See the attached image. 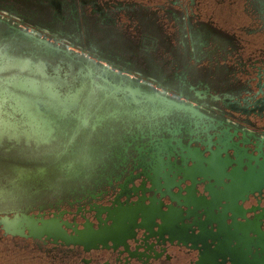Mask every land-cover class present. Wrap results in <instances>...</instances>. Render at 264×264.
I'll use <instances>...</instances> for the list:
<instances>
[{
	"label": "flooded vegetation",
	"instance_id": "flooded-vegetation-1",
	"mask_svg": "<svg viewBox=\"0 0 264 264\" xmlns=\"http://www.w3.org/2000/svg\"><path fill=\"white\" fill-rule=\"evenodd\" d=\"M206 3L232 19L264 11V0H0V40L12 51L19 39L48 58L66 48L84 51L91 63L121 67L139 83L121 100L124 87L114 84L64 111L60 91L15 80L32 104L9 107L20 134L10 138L5 126L0 138V264H113L128 239L153 251L136 253L143 262L168 264L185 250L194 226L220 238L236 263L264 264V252L249 248L250 235L241 252L224 217L216 233L198 211L186 212L183 205L206 198L169 173L180 161L164 159V170L154 169L158 149L184 150L186 132L197 131L159 114L165 97L227 104L221 85L206 84L189 67L185 17ZM240 31L264 34V27ZM36 67L45 76L44 66ZM51 100L59 105L49 106Z\"/></svg>",
	"mask_w": 264,
	"mask_h": 264
},
{
	"label": "water",
	"instance_id": "water-1",
	"mask_svg": "<svg viewBox=\"0 0 264 264\" xmlns=\"http://www.w3.org/2000/svg\"><path fill=\"white\" fill-rule=\"evenodd\" d=\"M191 10L197 19L210 15L225 25L243 26L226 14L216 13L210 3ZM62 53L70 56L71 51L66 48ZM230 63L235 72L224 85L233 93L234 106L223 102L216 108L202 99L189 97H165L160 102L159 114L178 117L197 131L186 132L184 150L158 149L154 169L163 171L164 159L180 161L182 164L170 167L169 173L206 198L204 205L193 198L189 205H183L186 212L198 211L208 229L216 233L220 232V218L224 217L242 253L249 235L252 237L249 248L264 252V34L243 35ZM205 113L220 117L215 119ZM194 230L195 235L183 245L185 250L179 251L168 264H238L220 238L208 236L198 226ZM138 251L153 254L149 245L128 239L113 264H164L160 258L153 257L157 263L143 262L136 256Z\"/></svg>",
	"mask_w": 264,
	"mask_h": 264
},
{
	"label": "rangeland",
	"instance_id": "rangeland-1",
	"mask_svg": "<svg viewBox=\"0 0 264 264\" xmlns=\"http://www.w3.org/2000/svg\"><path fill=\"white\" fill-rule=\"evenodd\" d=\"M24 42H26L24 39L16 40L18 45L12 51V47L3 44L0 40V44L3 46V58L0 59V88L6 89L7 92H15L17 95L23 96L21 91L25 89L18 86L15 80L25 77L36 79L39 90L61 92V105L65 111V108L74 105L79 108L85 106L89 101L88 98L98 96L101 90H111V86L114 84L121 83L124 87L121 95H116L117 101L121 100L117 96L129 97L128 90L137 89L139 86L138 80L134 79L135 75L131 72L121 67L91 63L89 59H94V56L90 54L79 52V55L71 51L70 56L61 54L48 58L41 55L34 47L24 45ZM38 65L44 66L45 76L34 72L37 71L36 66ZM27 81L31 84L30 79ZM118 90L122 89L118 88ZM48 103L52 107L59 105L55 100ZM29 104L32 103L29 102ZM20 105L24 106L22 103ZM9 107L18 108L19 106L11 98H8L5 110L10 112ZM20 130L27 132L25 127H20ZM28 132L32 134L37 131L32 129Z\"/></svg>",
	"mask_w": 264,
	"mask_h": 264
},
{
	"label": "crops",
	"instance_id": "crops-1",
	"mask_svg": "<svg viewBox=\"0 0 264 264\" xmlns=\"http://www.w3.org/2000/svg\"><path fill=\"white\" fill-rule=\"evenodd\" d=\"M235 19L243 25L241 27H247L248 31L253 32L259 26L264 27V11L260 14L241 12L236 15ZM185 21L192 37L189 48L191 55L189 67L197 69L206 84L221 85L219 96H224L223 100L234 106L233 93L226 88L224 83L229 82L235 72L230 58L240 47V37L243 36L240 27L225 25L219 18L210 15L200 19L189 15L185 17ZM255 21L259 26H256ZM213 104L216 108L222 105Z\"/></svg>",
	"mask_w": 264,
	"mask_h": 264
},
{
	"label": "snow or ice",
	"instance_id": "snow-or-ice-1",
	"mask_svg": "<svg viewBox=\"0 0 264 264\" xmlns=\"http://www.w3.org/2000/svg\"><path fill=\"white\" fill-rule=\"evenodd\" d=\"M2 58L3 46L0 44V59ZM8 98H11L17 104L22 103L25 109L30 107L29 101L26 97L19 96L15 92H7L6 89L0 88V138H2L3 129L5 126L8 128V134L10 138H15L20 134L17 123L10 122L12 114L5 110V104L7 103ZM29 115H32V113L29 112ZM5 117H7V119H5Z\"/></svg>",
	"mask_w": 264,
	"mask_h": 264
}]
</instances>
